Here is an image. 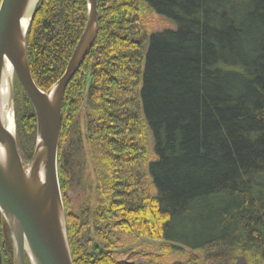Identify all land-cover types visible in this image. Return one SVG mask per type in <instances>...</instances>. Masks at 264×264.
Listing matches in <instances>:
<instances>
[{"label":"trees","instance_id":"1","mask_svg":"<svg viewBox=\"0 0 264 264\" xmlns=\"http://www.w3.org/2000/svg\"><path fill=\"white\" fill-rule=\"evenodd\" d=\"M142 1L177 28L148 33ZM98 2L99 33L67 88L59 145L74 264H120L114 230L68 204L87 143L111 165L108 213L126 234L201 251L204 264H264V0ZM87 15V0H40L27 52L42 90L63 75Z\"/></svg>","mask_w":264,"mask_h":264},{"label":"water","instance_id":"2","mask_svg":"<svg viewBox=\"0 0 264 264\" xmlns=\"http://www.w3.org/2000/svg\"><path fill=\"white\" fill-rule=\"evenodd\" d=\"M40 0H1L0 89L11 64L29 97L37 120L33 161L26 171L14 132L0 112V212L10 227L15 263L74 264L67 236L66 214L59 178V145L67 88L85 62L100 29L98 0H87L86 25L63 75L49 91L35 82L27 52V34ZM29 19L27 29L22 21ZM9 106L14 114V87ZM15 121V114H14ZM0 264H3L0 251Z\"/></svg>","mask_w":264,"mask_h":264},{"label":"rangeland","instance_id":"3","mask_svg":"<svg viewBox=\"0 0 264 264\" xmlns=\"http://www.w3.org/2000/svg\"><path fill=\"white\" fill-rule=\"evenodd\" d=\"M1 3V1H0ZM141 21L148 33L164 31L166 29H176L177 24L173 21L158 15L144 1H142ZM87 74V72L85 73ZM84 75V73H83ZM86 76V75H85ZM84 77V76H83ZM20 82L15 74L14 80V114L16 123V133L18 137V148L24 161V166L29 168L33 161V155L37 139V123L36 136L33 140L32 135L28 133L29 117L31 109L27 103V99L23 90L18 88ZM88 108L85 104L81 110L80 120L81 127L85 136L86 114ZM146 141L148 149V160L154 159L153 142L151 134L146 131ZM84 168L80 171L81 181L77 186L73 187L67 196L68 204L72 213L80 212L85 206L90 207L92 220L101 219L102 225H109L116 235L113 236L117 240L116 249L113 250L116 259L120 264H175L177 262H188L190 264H204L203 253L194 251L189 248L182 250L171 249L170 243L148 238H139L126 234L121 227L117 226V219L109 215L108 206L111 200V192L108 188L107 179L112 176L111 165L105 160L100 148L85 144L84 149ZM64 202V199H63ZM65 209V202H64ZM66 214V209H65ZM67 225V218H66ZM95 229L94 224L92 230ZM68 236V231H67ZM116 237V238H115ZM69 240V237H68ZM5 244V246H3ZM70 244V243H69ZM0 248L2 251H8L12 255L13 263H15V252L13 246V238L8 222L0 212ZM73 258V257H72ZM27 264H32L27 261ZM238 264H244L243 261Z\"/></svg>","mask_w":264,"mask_h":264},{"label":"bare ground","instance_id":"4","mask_svg":"<svg viewBox=\"0 0 264 264\" xmlns=\"http://www.w3.org/2000/svg\"><path fill=\"white\" fill-rule=\"evenodd\" d=\"M24 29L26 30L29 24V19H24L22 21ZM14 80H15V71L11 64H7L4 70V77L3 82L0 89V112L2 115V119L4 121L5 127L10 131L14 132L15 129V121H14V114L12 109L9 106V100L11 95L12 87H14ZM3 147L0 146V155H2ZM26 171L29 172V168H26Z\"/></svg>","mask_w":264,"mask_h":264},{"label":"flooded vegetation","instance_id":"5","mask_svg":"<svg viewBox=\"0 0 264 264\" xmlns=\"http://www.w3.org/2000/svg\"><path fill=\"white\" fill-rule=\"evenodd\" d=\"M2 259H3V264H5V263H6V261H5L4 257H2Z\"/></svg>","mask_w":264,"mask_h":264}]
</instances>
